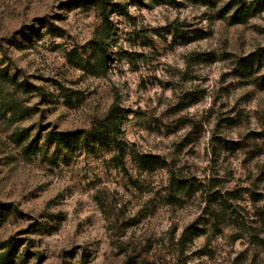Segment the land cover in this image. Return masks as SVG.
Here are the masks:
<instances>
[{"label": "rangeland", "instance_id": "1", "mask_svg": "<svg viewBox=\"0 0 264 264\" xmlns=\"http://www.w3.org/2000/svg\"><path fill=\"white\" fill-rule=\"evenodd\" d=\"M82 1L0 0V264H264V0Z\"/></svg>", "mask_w": 264, "mask_h": 264}, {"label": "trees", "instance_id": "2", "mask_svg": "<svg viewBox=\"0 0 264 264\" xmlns=\"http://www.w3.org/2000/svg\"><path fill=\"white\" fill-rule=\"evenodd\" d=\"M115 0H96L91 1L92 4L97 6L102 14L105 16L108 13H114L116 10H120L121 6L114 4ZM84 5L87 4V0L82 1ZM236 16H240L243 19L249 18V12L244 8V5H240V9L236 13ZM108 26L105 28L104 34L109 37L112 34L111 26L108 21ZM104 42H96L93 49L98 48V59L104 61L105 58L101 57L100 49L103 48ZM7 77L6 74H0V81ZM11 84H14L11 80ZM121 112L117 106H113L104 120L98 122L89 131H75V132H49L46 135V144L55 145V147L65 154H70L73 151L78 150L83 145H89L94 147H104L109 144L115 146V150L118 152L116 160L120 164H123L125 160V152L122 145L118 142V135L120 134L121 126ZM13 240L9 241L6 246L10 248L15 247Z\"/></svg>", "mask_w": 264, "mask_h": 264}]
</instances>
